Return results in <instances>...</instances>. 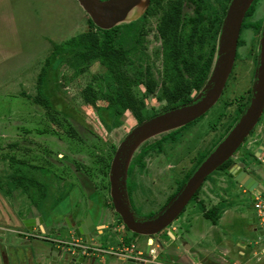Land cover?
Returning <instances> with one entry per match:
<instances>
[{
  "label": "rangeland",
  "instance_id": "rangeland-1",
  "mask_svg": "<svg viewBox=\"0 0 264 264\" xmlns=\"http://www.w3.org/2000/svg\"><path fill=\"white\" fill-rule=\"evenodd\" d=\"M150 4L146 17L140 22L143 41L135 53L139 55L141 51L144 54L160 86L163 60L162 39L156 30L159 9L154 2ZM76 6L80 9L78 12ZM191 7L192 4H187L186 9ZM13 13L14 20L9 16ZM85 14L77 0H0V23L8 28L15 26L8 35L0 32L1 241V236L6 235L17 238L16 245L25 242L18 238L21 235L24 239L25 226L21 220L30 214H38L37 207L29 203L36 190L41 211L58 205L64 214L68 204L78 203L80 209L71 213L79 220L84 208H88L90 201H95L104 211L106 217H103L110 218L105 163L113 156L111 145L117 146L137 119L125 106L113 117L103 110L102 107L108 104L103 94L112 92L116 84L111 72L99 63L96 50L53 54L55 44L89 28L87 17L81 18ZM259 16H264V9L257 11L251 19ZM247 40L249 42V37ZM248 42L233 65L228 91L223 92L202 118L171 132L169 138L176 141L146 160L140 177H143L147 199L164 200L192 167L198 151L206 148L234 115L239 94L249 86L253 55L248 52L252 46ZM209 47V43L204 47L206 52ZM47 58L50 65L40 83L42 90H38V78ZM195 84L193 82V88ZM131 90L138 98H144V115L160 110L166 103L156 100L155 94L145 95L142 84L134 83ZM93 94L99 96L93 98ZM37 96L48 98L50 106L40 104ZM223 168L218 167L206 177L199 190L200 197H197L203 198L206 207L224 201L226 206L217 222L213 224L204 209L198 210L194 195L171 224L183 238L171 240L167 245L169 236L163 233L160 236L162 245H167L166 248L178 258L184 256L195 262H199L196 253L202 252L210 257L212 264H264V253H260L264 243L258 240L254 230L256 224L247 219L256 216L252 194L247 191L244 195L242 187ZM16 170L22 171L23 175ZM34 173L38 174L35 183L32 181ZM49 190L52 192L50 197ZM195 215L198 217L193 219ZM191 218L192 228L188 224ZM60 227V237L71 241L69 229L64 224ZM113 237L120 238V235L110 234L105 248L116 246ZM132 242L136 243V249L146 250L145 236L132 235L124 240L128 247ZM237 242L249 245L244 256L238 254L237 251L244 248H239ZM96 264H118V261L98 257Z\"/></svg>",
  "mask_w": 264,
  "mask_h": 264
},
{
  "label": "flooded vegetation",
  "instance_id": "flooded-vegetation-1",
  "mask_svg": "<svg viewBox=\"0 0 264 264\" xmlns=\"http://www.w3.org/2000/svg\"><path fill=\"white\" fill-rule=\"evenodd\" d=\"M229 2L230 0H159L157 1V5L159 7L158 8L159 12L157 13L158 22L156 25L157 34L162 39L158 31V28H157L158 23L160 19L162 18V15L164 14L165 10L168 8H171V11L174 14H176V12L179 11L180 18H181L180 19L181 22L179 23V26L177 29V34H178L177 39L179 38L180 39L179 41L181 42L189 41L188 39L187 40L185 39L188 36H191L192 34L193 35L192 37L194 40L193 41L194 46L202 45L203 47H205L206 44L210 43L211 46L214 45V51H215L217 35H218L219 29H220V26H221V23H222V20L225 15ZM187 4H190V5L192 4L191 8H187L188 10L186 9ZM250 7H252L251 9L252 11L248 14V10ZM250 7L248 8L243 18L242 24H241V28H240L239 36H238V42H237L236 57H235V61L240 59L241 54H242L241 48L245 46V44L248 42L247 38L249 37L248 43L251 42L252 46L250 47L249 49L250 51L248 52L252 53L253 55L250 76H249V86L247 87V89H245L242 93L239 94L238 98L240 99V101H239L238 106L234 110V115L228 122H226L224 127L221 129L220 133H218L217 136L212 140V142L214 141L213 145L209 149H207L208 146L212 143L210 142V144L206 148H204L203 150H199L194 163L196 162V160L199 158V156L202 153H205L206 155L208 151L228 131V129L234 123V121L238 117L239 113L241 112L242 108L244 107V105L246 104L250 96V91H251V87H252L253 79H254V72H255L256 63H257V52H258V45H259V39H260V31H261L262 24L264 21V16H259L256 19H251V18L255 15L257 11L261 12V10L264 9V0H253ZM187 20H189V22L185 23ZM189 39H191V37ZM160 47H161V56L163 60V56H164L163 39L160 42ZM208 55H209V52H207L205 59L208 57ZM232 73L233 72L231 71L230 73L231 75H229L227 79L228 81H226L223 92L228 91V88L231 87L229 80L232 76ZM161 110H164V109H160L158 110V112ZM137 123L138 121L136 122V124ZM243 142H245V144L242 146L243 144L242 143L239 146V148L235 151L233 156L227 160V163L223 169L226 168V172L229 173L228 174L229 177H231L235 183H237L240 187H242L244 195L249 190L243 187L238 181L235 180V175L233 174V170L236 168H237V171H241V170L246 171L248 175L253 179V181H255L254 183L257 184L256 188L259 191L261 190L264 191V107H263V111L261 115L259 116L255 126L253 127V129L250 131L249 135L245 138ZM149 157H152V155H148L145 158L144 165L146 164V160ZM136 165H137L136 158H134V155H133L130 165H129L128 176H127V189H128V194L130 198V203L133 209L135 210V212L138 213L139 215L150 216L156 213L159 209H161L179 189L177 188V186L173 188L167 194L164 200H162L161 202H159L158 200L151 201V198L147 199L146 198L147 190H145L143 177H140L143 168L140 169ZM258 175L259 176L261 175V176L259 177ZM34 176H35V179H37L36 176H38V174L34 173ZM202 185L198 189L197 194H194L195 195L194 201L196 200L195 202H197V204L199 205L198 210H201L200 204H199L200 202H202L203 205H205L203 198H197L199 196L198 195L199 190L201 189ZM35 190L36 189H34V191ZM108 190H109V200H110V210H111V215H110V218H108V220L103 217V216L106 217V215L104 214V211L102 210V208L99 205L95 204V201H90L91 203L89 204L88 208L86 209L84 208L81 219L77 220L78 218L76 217V215L72 214L71 212H73L76 208H79L78 203L71 204L69 202L70 204H68L67 206L68 207L67 212H64L63 214V212H61V209L58 205H51L50 208L48 207L47 211H41L39 208V205L37 204L36 199L33 198L29 200V203L31 204V206L37 207L36 210L38 214H34V215L30 214L26 218H24V220H21V223L24 224L25 226L24 233L28 235V238L36 237L37 233L41 234L42 241L51 247L50 254H53V252H55L56 256L58 257L61 256L62 258V260L60 261L61 263L63 262L64 257L68 253H71V256L79 255L82 253L85 256H87V260L92 261L93 264H96V259L98 257L107 258V259L113 258L114 260L118 261V264H124L122 263L123 256L120 255V250L126 244V243L124 244V240H126L127 237L129 238L132 235H142V234H137L135 232H132L126 226L122 217L116 212L111 196H110L109 176H108ZM36 191L33 192L34 195ZM49 191L50 193L48 197H50L51 196L50 194L52 193L51 190ZM250 193L252 194L251 191ZM33 194H32V197H33ZM209 196L213 197V195L210 193H209ZM213 205L215 204H212L209 207ZM71 207L73 208L72 211H70ZM197 217L198 216L195 215L193 216V219ZM193 219L191 218L189 220L188 224L190 228L193 227V224H191V221ZM247 219L249 220L250 217H248ZM62 224H64L69 229V232L72 235L71 241L64 240L62 237H60L61 235L60 226ZM171 224L168 225L164 230H162L158 234L142 235V236H145L146 241H149L152 244H155L156 240H160V236L163 233H166L169 236V241L166 243L167 245L171 242V240H174L177 238L182 239L183 237L179 236L176 233V227L174 225L171 226ZM115 232L120 235V238L113 237L112 239L116 243V246L112 247L111 245L110 248H105L104 246L108 243L106 239L109 237L110 234L112 235L113 233L115 234ZM258 232H260V229L258 230ZM201 237L204 238L203 234ZM72 241H76L77 243V246L73 248L74 250L71 249ZM132 243L136 244L135 242H132ZM167 245H164V244L159 245L154 255L149 254V252H147L146 250L142 251L143 253L140 255V253H137L138 249L134 248L135 250L133 251V254H131V256L132 258L137 260L135 264H205L204 263V259H205L204 253L202 252L196 253L197 258H199V262H195L193 260H187V258H184V256H180L178 258V256H176L175 254H173L170 250L166 248ZM237 245L239 246V248L242 246V248L244 249L242 250L240 248L238 251L237 250L235 251H237L238 254H240L241 256H244L245 255L244 250L249 248V245L246 244V242L244 243L242 242V244H239L237 242ZM4 247L5 246L2 243H0V250L3 251ZM91 247L95 248V251H92ZM65 248H66V251H64ZM85 248L87 249V251L89 252L91 251L90 255L83 253V250H85ZM198 248L202 250L201 246H199ZM106 249H112V252L105 251ZM135 256L139 257V259L135 258ZM142 256L146 260L142 259L143 258ZM152 259H154V261H150ZM25 260L28 262V264H32V263L38 264V261H36V257H35L33 250H31L30 253L27 252ZM49 264H52V263L49 261Z\"/></svg>",
  "mask_w": 264,
  "mask_h": 264
},
{
  "label": "water",
  "instance_id": "water-1",
  "mask_svg": "<svg viewBox=\"0 0 264 264\" xmlns=\"http://www.w3.org/2000/svg\"><path fill=\"white\" fill-rule=\"evenodd\" d=\"M253 0H230L223 17L208 76L193 96L185 103L161 110L135 124L116 146L109 166L110 196L116 212L126 226L137 234H158L170 225L191 200L204 180L233 156L255 126L264 107V21L260 31L257 63L250 96L238 117L188 175L179 190L156 213L141 216L133 209L127 189V176L131 159L139 146L160 134L175 130L198 119L212 108L221 97L232 71L239 31L243 18ZM80 7L100 29L140 18L151 0H77ZM235 180L252 192L259 190L246 171L233 170ZM264 193V191H260ZM257 221V220H256ZM149 251V248H146ZM64 257L63 264H93L87 256L79 254ZM143 257V256H142ZM0 252V264H12ZM144 258V257H143ZM132 257H123L122 263L135 264Z\"/></svg>",
  "mask_w": 264,
  "mask_h": 264
},
{
  "label": "trees",
  "instance_id": "trees-1",
  "mask_svg": "<svg viewBox=\"0 0 264 264\" xmlns=\"http://www.w3.org/2000/svg\"><path fill=\"white\" fill-rule=\"evenodd\" d=\"M157 1L159 0H151V3L154 2V5L159 8ZM251 9L252 7L249 8L248 14L252 11ZM147 12L136 20L116 25L107 30L98 28L86 14L89 26L87 30L60 44L54 45L53 54L56 55L75 52L77 50L83 52L97 51L99 63L111 72L116 84L112 92L103 94L108 104L102 108L108 112L109 117L118 114L123 106L131 110L138 122L158 112L154 111L148 115L143 114L144 98H138L136 94L132 92L131 86L134 83L142 84L145 87V95L155 94L156 100L165 101L166 103L161 108L165 109L192 99L208 76L214 54V45L211 46L209 43L210 47L207 51L209 55L205 59L207 54L206 48L204 49L202 45L194 46L192 34L185 39L189 41H179L180 39H177V29L181 22L180 14L179 11L174 14L171 8H168L162 15L157 27L163 39L164 47L163 71L161 73L162 81L159 86L158 81L154 78L150 65L145 61L144 54L141 51L139 55L135 53L139 51L138 46L143 41V25H141L140 22L145 18ZM188 22L189 20L185 23ZM190 37L191 39H189ZM49 65L50 59L47 58L38 78V90H42V84L40 83L44 81L46 70ZM193 82L196 83L195 88H193ZM98 96L99 94H93V98H97ZM100 96H102V94H100ZM36 99L40 104L50 106L49 99L45 96H37ZM202 116L198 119L202 118ZM190 123L175 130L183 129L189 126ZM173 131L174 130H171L160 134L156 138H151L142 143L136 153H134V158H136L137 162L136 166L140 169L144 168V161L148 155L156 156L164 150V147L168 143L175 142L176 140L169 138V134ZM115 148L116 146L114 144L111 145L112 154ZM204 155L205 153H202L191 169L183 175L182 179L177 184L178 189L182 186L188 175ZM111 157L112 156H110L105 163L104 171L106 174H108ZM18 161L21 162V160ZM226 163L227 161L219 166V168L225 167ZM20 172L21 173L18 171L17 173L23 175V172ZM36 180L35 178L32 179L34 183ZM20 182L22 184L24 183L19 179V183ZM33 198L37 200L38 196L34 195ZM199 204L200 209L205 210L204 214L213 223L217 222L219 215L226 206L224 201L209 208L203 205L202 202Z\"/></svg>",
  "mask_w": 264,
  "mask_h": 264
},
{
  "label": "crops",
  "instance_id": "crops-1",
  "mask_svg": "<svg viewBox=\"0 0 264 264\" xmlns=\"http://www.w3.org/2000/svg\"><path fill=\"white\" fill-rule=\"evenodd\" d=\"M76 7L77 8L75 9V11L78 12L80 9L78 8V6H76ZM81 15L79 17H81ZM9 16L12 18V20H14V18H13L15 16L14 13L12 15H9ZM85 16H86V14L81 18H83V20H84ZM7 20L10 21V23H11L10 18H7ZM81 21H78V22H81ZM14 28H15V26H11L10 28H8L6 24L0 23V32L4 31V35H8L9 30L14 31ZM22 88H23V86H22ZM249 220L251 221V223L256 224L254 227V230L256 231L257 235H259L260 232H258L259 228H258V224L256 222V220H257L256 216L250 217ZM20 234H22V232H20ZM23 235H24V237H23L24 239H22L21 235H19L18 238L20 240H25V242H23L24 244L22 243V244H18V245H16V243H15L18 241L17 238H10L6 235L1 236L2 241L0 240V243H2L5 247H4V250L3 251L0 250V252L5 257H7L9 260L12 259V261H11L12 264H28V262L25 260V258H26L27 252L30 253L31 250L34 251L36 261H38V264H49V261L52 264H59V262L62 260L61 256H59V257L56 256L55 252H53V254H50L51 247L42 241V235L41 234L37 233L36 237H33V238H28V235L26 233H23ZM9 240H11V241H9ZM258 240H259V237H258ZM21 246L24 248H20ZM261 247H262L261 248V251H262V249L264 248V245H262ZM261 251H260L261 254L264 253ZM63 262H65V261L63 260ZM204 263L205 264H212L211 259H210V257L207 256V254H205ZM219 264H222V263H219Z\"/></svg>",
  "mask_w": 264,
  "mask_h": 264
},
{
  "label": "built area",
  "instance_id": "built-area-1",
  "mask_svg": "<svg viewBox=\"0 0 264 264\" xmlns=\"http://www.w3.org/2000/svg\"><path fill=\"white\" fill-rule=\"evenodd\" d=\"M252 199H253V206H254V208L256 210V218H257L256 222L258 224V228L260 229V232H262L261 234L259 233L258 237L264 243V193H261L259 191L256 194L252 195ZM159 245H162V241L161 240H156L155 244H152L151 242L146 241V246L149 248L148 252L151 255L155 254V252L158 249ZM75 246H77L76 241H72L71 242V249L74 250L73 248ZM133 248H136L135 244H133V243L129 247L127 245H124L122 247V249L120 250V255H122L123 257H132L131 254H133V251L135 250ZM91 249H92V251H95V248L91 247ZM96 249H98V248H96ZM105 251H111L112 252V249H106ZM142 251H144V250L138 249L137 253H140V255H141L143 253ZM261 252H264V248L262 249ZM83 253H86L87 255H90L91 251L89 252L85 248V250H83ZM135 258L139 259V257H137V256H135ZM142 259H145V258H142ZM154 259H152L150 261H154Z\"/></svg>",
  "mask_w": 264,
  "mask_h": 264
},
{
  "label": "clouds",
  "instance_id": "clouds-1",
  "mask_svg": "<svg viewBox=\"0 0 264 264\" xmlns=\"http://www.w3.org/2000/svg\"><path fill=\"white\" fill-rule=\"evenodd\" d=\"M193 122V121H192ZM259 192V191H258ZM262 193V192H261ZM256 194V193H255Z\"/></svg>",
  "mask_w": 264,
  "mask_h": 264
}]
</instances>
